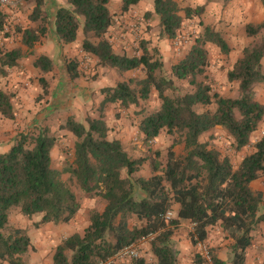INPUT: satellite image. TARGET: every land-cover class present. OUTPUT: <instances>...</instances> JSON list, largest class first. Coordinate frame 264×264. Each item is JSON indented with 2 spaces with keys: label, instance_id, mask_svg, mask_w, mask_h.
I'll list each match as a JSON object with an SVG mask.
<instances>
[{
  "label": "trees",
  "instance_id": "trees-1",
  "mask_svg": "<svg viewBox=\"0 0 264 264\" xmlns=\"http://www.w3.org/2000/svg\"><path fill=\"white\" fill-rule=\"evenodd\" d=\"M141 0H123L127 12ZM228 0H207L226 2ZM110 0H67V5H55L54 31L62 45L76 41L84 18L85 39L82 49L98 60V66L116 69L120 73L142 70L144 77L133 78L104 88L100 117L79 122L70 116L60 127L76 141L69 153L71 159L63 170L53 167L52 151L58 139L48 130L21 133L7 153H0V264H23L22 258L33 247L27 231L9 228L14 209L28 218L42 215L45 224H69L81 210V203L71 186H78L90 198L105 202L102 212L92 211L90 224L83 233H75L57 246L53 264H100L117 252L154 236L150 249L156 264H180L174 235L182 223L192 225L193 245L204 243L209 230L219 226L232 240L229 260L212 252L213 264H246L248 249L253 246L254 231L264 223V193L252 187L264 176V137L236 167L229 157L201 137L222 127L234 140L236 150L251 144L252 135L264 122V104L254 98L253 89L264 83V36L259 43L244 48L233 69L228 72L231 82L239 83L240 98H225L213 89L207 74L210 66L208 44L217 46L223 54L231 48L222 33L205 26L187 55L172 67V76L165 75L158 49L142 43L141 56L115 52L107 34L114 25ZM264 5V0H263ZM206 5L183 8L176 0H155L154 15L159 20L160 39L175 38L186 20L201 17ZM5 14L0 12V31ZM39 26L18 27L23 47H0V76L19 64L27 52H32L49 32L52 21L44 0H37L28 17ZM248 37L264 32V20L246 25ZM10 36V34H7ZM79 64L68 63L72 80L80 76ZM34 66L43 73L53 69V61L38 56ZM175 79L189 82L193 91L169 95L177 91ZM48 93V83L41 78ZM153 91L161 99L159 109L146 117L140 132L146 144L163 131L177 136L166 158L149 149V155L131 157L120 140L109 139L110 128L105 112L110 104L121 107L139 106L148 101ZM215 106L211 109L210 106ZM197 106L205 108L203 112ZM0 115L14 120L13 94L0 90ZM184 145L178 155L175 147ZM150 163L152 176L138 177ZM69 175L67 180L64 176ZM178 207L175 211V207ZM175 212V216H169ZM198 259V264H202ZM132 264H146L139 258ZM264 264V261L262 262Z\"/></svg>",
  "mask_w": 264,
  "mask_h": 264
},
{
  "label": "rangeland",
  "instance_id": "rangeland-1",
  "mask_svg": "<svg viewBox=\"0 0 264 264\" xmlns=\"http://www.w3.org/2000/svg\"><path fill=\"white\" fill-rule=\"evenodd\" d=\"M32 1L22 0L23 4H19L16 8H4L3 10H0V12L6 16L4 29L0 31L3 34L0 36V47L9 48V44H5L3 40L4 38H2L4 36L6 37L7 41L14 43L20 41L21 35L17 32L19 26L22 28L39 26V23L32 24L28 19L34 6L32 5ZM110 1L111 3L109 8L111 13L114 15V25L111 27V29L114 30H109V32H113L114 35L110 36H113V38H129L133 40L129 47L131 49L130 52L135 56L142 55L143 42H148V47L151 50L155 48L158 49L160 58L164 63L165 75L168 77L172 76V67L179 63L187 55L189 50L195 45L196 39L202 34L205 26H211L220 31L228 42L231 51L229 54H223L217 46L208 44L207 49L209 51L210 66L208 67L207 74L210 78V82L212 83L214 91L220 96L232 99L240 98L241 94L239 90V83L229 81L228 72L233 69L235 63L241 57L244 48L259 43L264 36L263 32L256 38H250L245 32L246 25L250 23H260L264 20L263 0H228L226 2L211 3H207V0H176L183 8H196L203 5H206V7L201 17H195L194 19L186 20L182 29L175 38L170 40L166 39L168 40L167 47L163 48L158 47L157 43L158 38H160L159 20L154 15L150 17L147 16L149 12H154L155 0H142L139 5L133 6L127 12L122 11L123 2L121 0ZM36 2L37 0H35L34 3ZM6 9H9V11H5ZM136 9L143 12V14L137 12ZM125 13L128 14L125 16ZM5 29L8 31L5 32ZM7 34H10V36H7ZM77 38L83 40L85 39L84 18L81 20V27L79 29ZM147 38H150V40ZM153 45H155V47ZM57 52L60 53V49H53L51 53H46L56 64H58L57 58L59 55ZM65 60L67 63H70V61H76L80 65L78 59L67 57ZM88 64L92 69V72L84 74V70H80L79 77H84V79L87 77H89L87 79L98 78L99 73H95V67L92 65V63ZM132 72L133 73L129 76H125L123 73H121L122 75H113L111 80L113 83L115 82L118 84L121 82H127L133 78L144 77V72L142 70H136ZM40 75L41 73L39 72L37 76L34 75L31 77L32 85L34 80L41 79V77H39ZM48 77L50 83V81H54L58 75L54 77L49 75ZM44 79L46 80V78ZM175 82L177 91H169V95L186 94L193 91V87L189 84V82L177 79H175ZM40 84V90H38V88L36 89L29 87L28 90L32 89V91L25 99V106H27L26 110L30 116L35 115V119L30 120V117V121L28 120L23 124H19L18 121L15 120L13 121L0 118V136L5 135L7 137V140L0 139V146L2 145L1 143H8L13 146L16 137L21 133H36L42 130H48L49 135L58 139L57 145L52 151L53 167L58 170H63L71 159V155L69 153L73 149L74 143L76 141V138L71 133L66 134L64 131L60 130L61 125L65 123L67 118H69L70 111L66 109L67 107L58 111L59 105L57 104V101L54 100V98H51L54 94L52 85L48 84V93H45L43 84ZM66 90L67 89L65 87L64 91ZM72 91L77 95V88L72 89ZM73 93L70 92V94ZM253 93L254 98L260 103L264 104V83L256 85L253 89ZM63 97L66 99L65 96ZM55 102L56 104L53 108L56 109L55 112H47L48 114L45 116V111H47V109H52V105ZM62 103L67 105L69 100ZM161 103L162 102L159 98L158 92L153 91L151 98L145 102L141 101L139 106L132 105L129 107H121L116 105L114 112L115 116L123 117L124 121L126 122L124 125H126L128 130H130L132 133V137L129 142H140V149L138 147V149L134 148L132 150L126 151L129 155L131 154V157L140 158L148 156L150 152L149 149H151L152 151L161 152L162 157L166 158L168 149L172 146L177 136H171L167 134L166 131H163L158 139L146 144L144 141V136L140 132V125L142 121L151 113L159 109ZM100 104L95 106V108H97L96 112H98L97 115H99V117ZM210 108L215 109V106H210ZM196 109L200 112L205 110V108L202 106H197ZM17 110L19 113L18 108ZM41 115H43L44 118L39 119ZM90 115L91 114H88L84 119L86 120L89 117L93 118L91 117L92 115ZM61 116L64 118L58 120ZM59 121H61V123H59ZM262 137H264V122L252 135L251 144L241 150H236L234 140L222 127H216L210 132L204 134L201 137V142L208 143L210 148H215L218 150L222 154V157H229L233 164L237 167L248 154L254 151V145ZM124 149L126 150L127 147L124 146ZM175 151L178 155L183 154L184 145H177L175 147ZM152 175L150 163L147 162L143 170L136 176L149 178ZM68 178L69 175L64 176V180H67ZM253 188L255 190L262 189V192L264 193V176L255 183ZM71 189L76 194L79 202L81 203V210L77 214L75 220L69 224H45L37 227L36 225L42 221V215L28 218L23 216L17 209L11 211V216L8 223L9 228L25 229L33 242V247L31 248L30 252L24 255L22 258L23 264H34L37 262L36 258H38V262L36 264H49L51 259H53L57 246L62 240L75 233H80L85 227H88L90 224V215L92 211L98 210L102 212L104 210L105 202L101 198H90L88 194L78 186H71ZM176 207L175 211L177 210ZM175 215V212H173L172 217ZM191 231L192 225L182 223L175 233V246L178 251V259L180 264H198L199 258L202 259V264H212L210 262V258H212V252L217 253L220 258L224 260L230 259V247L232 240L226 237V234L222 232V229L219 226L213 227L209 230L208 239L204 243H201V245L192 244L190 238ZM138 252L140 258L146 259V264H156L157 261L151 253L149 241H143L138 246ZM207 255H209V258H207ZM263 261L264 223L258 225L254 231V242L253 246L248 249L246 264H262ZM133 262L134 261L132 260H126L117 264H132Z\"/></svg>",
  "mask_w": 264,
  "mask_h": 264
},
{
  "label": "crops",
  "instance_id": "crops-1",
  "mask_svg": "<svg viewBox=\"0 0 264 264\" xmlns=\"http://www.w3.org/2000/svg\"><path fill=\"white\" fill-rule=\"evenodd\" d=\"M44 1L46 3L47 12L50 13L52 17V21L48 24L49 32L46 35V37H44L42 41L36 45L35 49L32 52L26 53V55L19 61V64L17 66L8 69L9 73L7 76H0V90L13 94V106L16 112V118L14 119L15 121H18L19 124H23L26 121H28L30 117H31L30 120H33L35 119V115L30 116V114H28V111L26 110L27 106H25V99L27 98V95L30 94L32 91V89L28 90L29 87L36 88V89L38 88V90H40L41 79L34 80L33 85L31 81V77L34 75L37 76L38 73L40 72L41 75L39 77L46 78V81L48 82V84L52 85L54 94L52 95L51 98H54V100L57 101V104L59 105L58 111L63 110L64 108L67 107L66 109L70 111L69 117L74 116L80 122H85L84 118L88 114H91L92 116L91 115L90 116L93 118H97L99 117V115H97L98 112H96L97 108H95V106L100 104L105 98V96L102 94L101 91L104 88L116 86L117 83L115 82L113 83L111 78L113 77V75H122V74L119 73L116 69L98 66L97 58L83 51L82 49V44L84 41L83 39L77 38L76 41L71 44L62 45L58 41L55 35L54 23H53V13H54L55 5L57 4L67 5V0H44ZM121 1L123 2V0ZM32 2H33L32 5L34 6L37 3V2L34 3L35 0ZM141 2L142 0L140 1V3ZM22 4L23 2L21 0L20 5ZM5 11H9V9H6ZM137 12L143 14V12H141L140 10H137ZM127 14L128 13H125V16ZM113 30L114 29H111V31ZM111 31L108 33L107 38L113 44L115 52L126 53L128 55H132V53L130 52L131 49L129 46L131 45L133 40L129 38H116V37L113 38V36H110V35H114L113 32ZM2 35L3 34L0 32V36ZM2 38H4L3 40L5 44H9L8 47L10 49L23 47L24 51L27 50L26 47L23 46L21 39L19 41L20 43L19 42L14 43L11 41H7L5 36ZM147 39L150 40V38H147ZM167 42L168 40L166 39L158 38V42H157L158 47H161V48L167 47ZM153 46L155 47V45ZM53 49L55 50L60 49V53L57 52V54L59 53L58 58H57L58 64H56L49 57V55L46 54L47 52L51 53ZM41 55L47 56L53 61V64H54L53 69L48 73H43L41 70L37 69L34 66L35 59ZM67 57L72 58V59H78L80 63L78 69L79 71L84 70L83 71L84 74L85 73L88 74L92 72V69L89 67V64H88V63H92V65L95 67L94 70H96L95 73H99V77L96 79H87L89 77L84 79V77H78L76 80H72L71 77H67V76H71L70 70L68 67L69 62L67 63L65 60ZM132 73L133 72L131 71V72L124 73V75L129 76ZM49 75H51L52 77L58 75V77L56 78L57 81L56 79H54V81H50L49 83V77H48ZM65 87L67 89L66 91H64ZM71 88L72 89L77 88V91H78L77 95L76 93H73ZM70 92L73 94H70ZM63 96H65L66 99ZM68 100H69V103L67 105L62 103L64 101L67 102ZM55 104L56 102L53 103V105L51 103L52 109L54 108ZM17 108L19 109V113H18ZM52 109H47L44 115L46 116L48 113H52V112L54 113L56 109H53V110ZM115 109H116V105L110 104L107 107L106 112H105L104 119L108 127L110 128L109 139L120 140L124 144V146L127 147L126 151L132 150L134 148L138 149V147L140 149L141 148V146L139 145L140 142H136V143L129 142V140L132 137V133L130 130H128V127L124 125L126 122L124 121L123 117L115 116L114 114ZM0 118L4 119L1 115H0ZM42 118H44L43 115L39 117V119H42ZM63 118L61 116L58 120L63 119ZM59 123H61V121H59ZM160 136L161 135H159L156 139H158ZM0 139L7 140V137L5 135L0 136ZM1 144L2 145L0 146V153H7L12 147L8 143H1ZM258 181L259 180L253 182L252 186L254 187L255 183ZM258 190L263 191L262 189H258ZM177 208L178 207H176V209ZM46 225H49V224H46ZM86 228L87 227H85L84 230ZM83 231L80 233H83ZM173 239L174 241H176V234L174 235ZM36 259H37L36 261L38 262V258ZM40 264H44V263H40ZM49 264H53V259H51V262Z\"/></svg>",
  "mask_w": 264,
  "mask_h": 264
},
{
  "label": "built area",
  "instance_id": "built-area-1",
  "mask_svg": "<svg viewBox=\"0 0 264 264\" xmlns=\"http://www.w3.org/2000/svg\"><path fill=\"white\" fill-rule=\"evenodd\" d=\"M20 3H21V0H0V10H3L4 8H16ZM4 31L6 32L8 30L5 29ZM169 216H172V213H170ZM153 238H154V236L151 235L147 238L139 240L137 243L130 245L128 247H125L124 249L117 252L113 257H111L110 259H108L105 262H101L100 264H117L119 262H124L126 260L135 261V260L140 258L139 252H138V246L143 241L151 242L153 240ZM200 245H201V243H200ZM207 258H209V255H207ZM210 262L212 263L211 258H210Z\"/></svg>",
  "mask_w": 264,
  "mask_h": 264
}]
</instances>
